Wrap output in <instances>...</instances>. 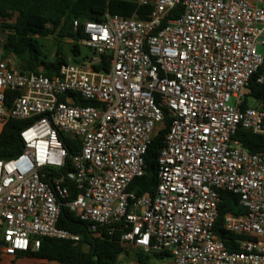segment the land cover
<instances>
[{"label": "built area", "instance_id": "2783aa9c", "mask_svg": "<svg viewBox=\"0 0 264 264\" xmlns=\"http://www.w3.org/2000/svg\"><path fill=\"white\" fill-rule=\"evenodd\" d=\"M133 1L151 8L147 18L74 20L91 55L51 77L20 72L0 50V131L34 119L19 132L20 152L0 160V257L42 238L78 242L58 227L66 206L94 237L118 229L122 253L162 254L155 264H264V154L234 139L238 129L264 135V107L242 108L251 78L264 85V0ZM104 55L107 68L96 69ZM7 91L18 92L10 105ZM163 108L171 120L155 191L137 195L128 187L164 128ZM59 132L78 143L64 172ZM222 192L245 209L221 223L244 237L237 251L213 233Z\"/></svg>", "mask_w": 264, "mask_h": 264}, {"label": "trees", "instance_id": "16d2710c", "mask_svg": "<svg viewBox=\"0 0 264 264\" xmlns=\"http://www.w3.org/2000/svg\"><path fill=\"white\" fill-rule=\"evenodd\" d=\"M149 6H138L133 0H0V50L3 58L12 57L20 72H42L53 76L61 65L68 60L80 62L87 56L81 52L79 40L83 37L81 24L74 27V20L103 21L105 13L130 17L136 13L138 18L145 19L149 15ZM181 5L170 10L162 27L170 19L180 16ZM51 38L49 47L44 40ZM106 55L103 63L96 69H106ZM103 66V67H102ZM16 91L6 92V103L17 96ZM246 98H253L258 104H264V85L256 83L251 78L245 90ZM90 104L89 101H80ZM244 101L242 108H246ZM164 110V128L157 131L144 156L143 174L134 178L128 190L137 195H152L157 184L156 158L163 146L164 136L170 124V113ZM34 119H9L0 131V160H6L18 154L22 148L19 132ZM59 138L67 151L66 165L61 171L71 169L70 157L78 148V143L72 137L59 132ZM234 139L251 153L264 154V135L238 129ZM70 197H74L72 192ZM227 213L241 215L245 209L239 205L238 196L222 192L218 205V217L213 225V233L223 242L225 248L232 252L238 250L237 240L244 238L225 231L221 227L223 216ZM58 227L79 235L78 242L42 238L36 250L17 252L14 256H2L9 261L33 259L47 264H124L118 257L123 248L120 245L118 229L108 233L101 229V235L92 236L87 223L79 221L66 206L60 210ZM163 258L162 254L138 253L139 264H152V260ZM0 264H5L0 257Z\"/></svg>", "mask_w": 264, "mask_h": 264}, {"label": "rangeland", "instance_id": "374dc122", "mask_svg": "<svg viewBox=\"0 0 264 264\" xmlns=\"http://www.w3.org/2000/svg\"><path fill=\"white\" fill-rule=\"evenodd\" d=\"M50 43H51V38L50 37L48 39L44 40V44H45L46 47H49ZM257 51L259 53H264V48H262L261 45H257ZM81 52H82L83 55H86V56H90L91 55V52L88 49L83 48V47H81ZM12 66H16L15 61H13ZM244 101L246 102L247 106H249V107H255L258 104L256 102V100H254L253 98H246V100L243 99V102ZM229 104L230 105H234V99H230ZM258 107L262 108V107H264V104H259ZM9 264H47V263L41 262V261H37V260H33V259H25V260H21V261H12V262L9 261Z\"/></svg>", "mask_w": 264, "mask_h": 264}, {"label": "crops", "instance_id": "0c3cea01", "mask_svg": "<svg viewBox=\"0 0 264 264\" xmlns=\"http://www.w3.org/2000/svg\"><path fill=\"white\" fill-rule=\"evenodd\" d=\"M13 59V58H12ZM14 60V59H13ZM15 61V60H14ZM16 63V61H15ZM137 254L138 252L133 249V248H128L124 251V253H121L118 257V259L124 263V264H139L138 260H137ZM2 261L5 264H9V260L10 259H4V257H1ZM21 260H25V259H20V260H16V261H21ZM160 260V259H159ZM158 260H152L151 263L155 264Z\"/></svg>", "mask_w": 264, "mask_h": 264}]
</instances>
